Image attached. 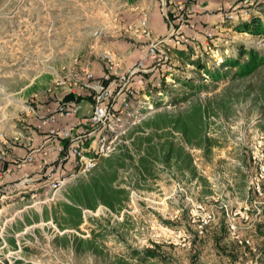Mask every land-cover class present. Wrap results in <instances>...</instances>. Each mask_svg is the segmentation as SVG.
I'll list each match as a JSON object with an SVG mask.
<instances>
[{"label":"rangeland","instance_id":"374dc122","mask_svg":"<svg viewBox=\"0 0 264 264\" xmlns=\"http://www.w3.org/2000/svg\"><path fill=\"white\" fill-rule=\"evenodd\" d=\"M136 2L0 0V134L7 145L26 140L20 134L22 124L30 130L27 134L35 130L31 120L38 99L46 105L63 95L54 81L74 60L99 59L93 52L98 43L93 31L119 34L132 51L141 45L125 30L138 23ZM157 2L155 35L163 36L179 14L183 26L191 25L197 35L193 40L172 34L173 41L166 43L168 61L148 80L161 85L149 86L141 119L156 110L175 114L200 106L214 145L188 149L192 173L159 165L157 173L139 180L138 186L122 184L128 198L120 209L103 204L83 208L78 228L61 227L54 209L58 203H70L68 189L91 171L51 189L50 180L68 176L67 160L58 162V172L42 171L38 177L45 185L33 186L25 178L2 182L1 160L0 264H264V63L242 76L239 68L222 63L236 56L240 45L264 54L263 37L235 30L247 20L245 11L264 21V0ZM228 13L236 18L227 20ZM148 26L151 29V23ZM207 31L212 32L210 40ZM133 53L140 54V49ZM109 124L113 129L102 132L111 152L119 143L130 146V139L122 138L125 121ZM62 214L57 211L60 222ZM203 221L207 223L200 232Z\"/></svg>","mask_w":264,"mask_h":264},{"label":"built area","instance_id":"2783aa9c","mask_svg":"<svg viewBox=\"0 0 264 264\" xmlns=\"http://www.w3.org/2000/svg\"><path fill=\"white\" fill-rule=\"evenodd\" d=\"M178 4H181L179 1ZM243 18L249 19L250 13L243 12ZM167 18V16L165 15ZM182 14L177 15L174 21L168 23V32L163 36L154 37L153 31L149 28V7L140 10L138 23L125 28L132 32L135 40L146 42V51L141 58H138L131 66L121 69L119 56L111 49L100 52V59L103 64V72L96 76L90 60H74V64L68 68L63 76H57L54 81V88H63L66 92L54 100V106L47 107L45 112L34 110L37 122L35 130L44 135L42 147L35 148L32 153L23 157L14 158L17 167L32 164L35 160L34 152L40 151L44 158L55 155L58 162L71 160L73 172L69 176L54 177L49 182L51 189L60 186L66 178L83 175L91 171L97 164L98 157L108 155L111 150V142L106 139L103 129H113L110 122L125 121L126 130L141 119V111L145 100L148 98L147 90L149 85L159 87L161 82L152 80L150 76L159 65L168 61L166 43L172 34L178 32L179 26L184 24ZM227 20L236 18L233 13L226 14ZM178 34V33H177ZM94 37L102 35L99 30L93 31ZM212 32L207 31L205 38L210 40ZM182 37V35H180ZM58 73L57 71H55ZM75 87L88 91V97H74L65 99V95ZM49 87L48 91H53ZM73 94V93H71ZM90 101L88 114L79 117L85 100ZM123 130V132L125 131ZM3 144L6 139L0 134ZM91 140L90 145L85 147V142ZM93 145V146H91ZM90 153V154H89ZM4 151L0 152V161L3 160ZM44 161V160H43ZM46 161V160H45ZM256 190L261 188L256 185ZM207 222L199 225L200 232Z\"/></svg>","mask_w":264,"mask_h":264},{"label":"trees","instance_id":"16d2710c","mask_svg":"<svg viewBox=\"0 0 264 264\" xmlns=\"http://www.w3.org/2000/svg\"><path fill=\"white\" fill-rule=\"evenodd\" d=\"M235 30L264 38V21L260 15H252L250 19L236 24ZM222 63H225L224 66L239 68L242 76L262 65L264 54L259 49L240 45L237 47V55L224 59ZM198 67L205 65L198 64ZM64 98L72 99L74 96L69 93ZM202 111L200 106L188 107V110L175 114L166 109L160 112L156 110L128 127L122 138H129L130 146L119 143L108 155L99 156L88 177L77 178L68 189L67 198L70 203L56 205L63 216L60 222L55 208V220L61 227L78 228L82 222L83 208L93 210L103 204L112 211L119 210L128 198L127 189L121 185L128 183L138 186L139 180L153 177L159 165L192 173L195 168L188 149L214 145L212 138L206 134ZM90 142L87 140L85 147Z\"/></svg>","mask_w":264,"mask_h":264},{"label":"crops","instance_id":"0c3cea01","mask_svg":"<svg viewBox=\"0 0 264 264\" xmlns=\"http://www.w3.org/2000/svg\"><path fill=\"white\" fill-rule=\"evenodd\" d=\"M157 1L158 0H137V2H136L137 4L134 7V9L136 8V10H138L139 16H140V10H142L143 7H146V6L149 7V10L151 11V16L149 17L150 18L149 23H151V26H152L151 29L153 27L159 26V21L157 19V10H156V5L158 4ZM194 15L195 14H193L192 16H194ZM250 18H251V16H250ZM190 27H191V25L190 26L189 25L188 26H183V25L179 26V27H177L178 28L177 33L178 34L183 33V34L187 35L188 37H190L191 39L194 40L196 38L197 31L189 29ZM166 30L168 32V28H166ZM152 31H153V29H152ZM110 32H108L107 34H102V35H104V39H103V37L102 38H99V37L96 38V41L99 44L97 43L95 46H93V52L95 53V55H97V56L99 55V59L97 58V60H94V59H92V61L90 60L92 69H93L96 76H100L103 72V64H102V61L100 59V52L102 50H105V49L113 50L119 56V60L121 61V64H120L121 69H126L129 66H131L138 58H141L146 51V42H144V41L139 42L138 44H141V45H137L138 47H135L137 49L132 51L130 45L128 44L130 42L122 41L121 38L117 37L119 34H117L114 31L113 32L116 34H113L112 32L111 33ZM167 32L165 31L162 35H165ZM153 36L158 37L160 35H155L153 32ZM105 37H107V38L111 37L113 39L107 40V38H105ZM100 39H101V41H100ZM170 39L172 42L173 41L172 37ZM178 48H180V47H178ZM138 49H140V54L133 53V52L137 51ZM182 56L187 57L186 54H183ZM136 57H137V59H136ZM133 59H134V61L132 62ZM29 89L31 91L35 90V93L37 92V90L35 88H33V89L29 88ZM61 92L63 94L66 93L64 90ZM69 93L70 94L73 93L72 95L74 97L79 96V97H83V98H87L89 95L87 90L80 89L77 87H75L71 92H68V94ZM45 99H46V97H45ZM42 103H44V102L42 100L40 101V99H38V101L36 102L37 106H39L38 107L39 112H45L47 107L54 106V100L52 101V99H50V101L48 103L46 102V105L42 104ZM36 104H35V106H36ZM41 104H42V106H41ZM89 110H90V101L85 100L83 103V109L79 113V117L88 114ZM8 116H10V115H8ZM31 121H33L34 124H36L37 117H34L33 120H31ZM22 125H23L22 126L23 129L20 131L21 132L20 134L24 138L26 137L25 141L17 142V143H14L12 145H11V143H9L7 145L6 143L3 144V140H1V138H0V152L2 150L4 151V156H3L4 168L1 172L3 174L2 182H5L7 179H18V180L20 179V180H22L23 178H25L27 181L31 182V183L28 182V184H29L28 186H33L35 184H40V183H43V185H45L44 184L45 181L43 180V178L38 177V176L43 174L42 171L46 172V173L44 172V174H47L49 171H52V170H54V172L59 171L58 170L59 169V163L57 160H55L56 159L55 155H51L47 159H45L43 154L40 151H36V152H34L35 160L32 164H28V165L23 166V167H17L14 163V158L26 156L27 154L32 153L35 148L42 147V145L44 143V135H42L41 132H38L37 130H33L30 134H27V133H29L30 130H27V128H25L24 124H22ZM16 131H17V133H19V130H16ZM24 134H26V136H24ZM3 139H7V138H4V136H3ZM91 146H93V145H91ZM0 163H1V161H0ZM67 165H69V167H66V165H65V169H67V168L69 169V170L67 169L68 172H66L67 175L69 176V174L71 172H73V170H74L73 165L71 163V160L67 161ZM27 169L31 170V172L34 173L33 176H28L27 171L23 172Z\"/></svg>","mask_w":264,"mask_h":264}]
</instances>
